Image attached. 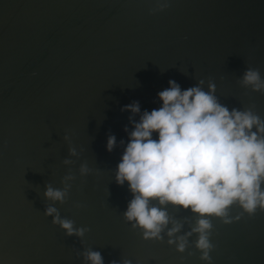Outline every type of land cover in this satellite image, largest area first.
<instances>
[{
	"label": "water",
	"instance_id": "water-1",
	"mask_svg": "<svg viewBox=\"0 0 264 264\" xmlns=\"http://www.w3.org/2000/svg\"><path fill=\"white\" fill-rule=\"evenodd\" d=\"M167 2L0 0V264H89L87 250L103 264H207L190 209L153 200L168 216L159 239L124 218L132 193L116 165L130 119L160 106L169 79L211 82L219 103L264 121V88L242 83L249 68L264 80V0ZM133 101L141 113L122 110ZM66 185L62 203L45 198L46 186ZM50 205L83 236L53 224ZM228 215L239 218L207 216L210 264H264V210Z\"/></svg>",
	"mask_w": 264,
	"mask_h": 264
},
{
	"label": "clouds",
	"instance_id": "clouds-1",
	"mask_svg": "<svg viewBox=\"0 0 264 264\" xmlns=\"http://www.w3.org/2000/svg\"><path fill=\"white\" fill-rule=\"evenodd\" d=\"M167 6L164 0L160 8ZM242 83L251 85L253 90L264 88V80L256 69H246ZM201 84L203 80L181 89L169 79L168 87L157 93L158 108L141 113L138 102L122 106V110L141 114L138 120L130 119L132 130L127 133V143L116 165L115 182H127L132 198L123 216L134 222L133 227L143 230L144 238L159 239L162 226L168 222L166 211L153 200L199 214L201 218L192 229L198 233L195 247L200 250V259L210 264L212 225L207 216L229 223L239 218L228 215L233 205L248 215L264 210V121L250 110H229L214 95L213 83L209 82L207 91ZM115 143V136L109 135L106 150L111 151ZM69 151L75 154L73 149ZM80 171L83 174L88 169L81 166ZM67 187L46 186L44 196L62 203ZM44 214L51 215L52 223L66 235L83 236L86 231L74 227L71 219L60 217L54 206L46 207ZM178 228L177 225L170 229L168 235ZM184 247L183 241L177 244L178 251ZM83 257L89 264H103L99 251L87 250Z\"/></svg>",
	"mask_w": 264,
	"mask_h": 264
}]
</instances>
